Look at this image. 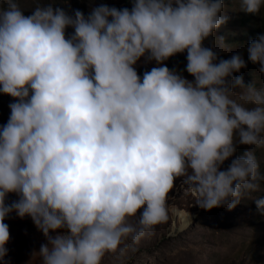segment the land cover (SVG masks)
<instances>
[{
	"label": "clouds",
	"instance_id": "clouds-1",
	"mask_svg": "<svg viewBox=\"0 0 264 264\" xmlns=\"http://www.w3.org/2000/svg\"><path fill=\"white\" fill-rule=\"evenodd\" d=\"M131 2L85 16L41 0L25 15L22 0H0V93L13 98L0 125V264L13 213L47 241L29 264H103L167 219L178 179L205 211L260 190L264 88L234 75L241 54L204 46L228 21L224 0ZM239 4L264 12V0ZM246 51L264 74V35ZM185 52L194 81L164 63ZM142 59L158 66L141 78ZM238 145L252 150L235 157Z\"/></svg>",
	"mask_w": 264,
	"mask_h": 264
},
{
	"label": "rangeland",
	"instance_id": "rangeland-1",
	"mask_svg": "<svg viewBox=\"0 0 264 264\" xmlns=\"http://www.w3.org/2000/svg\"><path fill=\"white\" fill-rule=\"evenodd\" d=\"M43 3H53L69 14L73 10L82 11L87 16L93 6L107 4L118 9L132 7L129 0H41ZM37 0H22L24 14L30 15ZM228 21L206 40L205 47L217 52L220 59H229L234 54H241L247 64L236 76H242L246 85L255 83L257 88H264V74L259 72V65L251 63L246 51L250 41L264 35V12L249 14L240 10L239 0H224ZM73 29H67L71 35ZM224 37L230 49L224 50L218 43V38ZM215 42V44H213ZM187 53L177 54L165 61L170 70L181 73L186 79L194 81V77L186 71ZM158 65L153 61L145 63L142 59L136 66L138 74L143 77L145 71H150ZM236 93L242 90L234 88ZM13 98L0 93V125L6 124L10 116L9 104ZM252 150L249 146L238 145L235 157L242 156ZM261 161V173L264 175V152L254 149ZM234 157V158H235ZM231 160L226 161L225 170ZM182 181L175 182L176 187L169 194L167 219L159 224L154 233L147 236L135 250H129L126 255H108L103 264H264V212L257 207L256 199H264V181L260 190L251 197H245L232 210L225 207L211 211L202 210L195 205V199L180 187ZM18 199L11 194L7 203ZM191 214L193 221L186 230H181L182 222L174 217V213ZM10 230V242L7 245L9 264H29L33 251H38L41 244L47 243L30 217L20 219L15 213L5 220ZM55 235V233L53 234ZM32 264H39L34 259Z\"/></svg>",
	"mask_w": 264,
	"mask_h": 264
},
{
	"label": "bare ground",
	"instance_id": "bare-ground-1",
	"mask_svg": "<svg viewBox=\"0 0 264 264\" xmlns=\"http://www.w3.org/2000/svg\"><path fill=\"white\" fill-rule=\"evenodd\" d=\"M173 215L182 222L181 230H186L193 221V216L191 214L175 212Z\"/></svg>",
	"mask_w": 264,
	"mask_h": 264
},
{
	"label": "trees",
	"instance_id": "trees-1",
	"mask_svg": "<svg viewBox=\"0 0 264 264\" xmlns=\"http://www.w3.org/2000/svg\"><path fill=\"white\" fill-rule=\"evenodd\" d=\"M128 3L131 4V0H129ZM260 30L264 31V20H263V27H261Z\"/></svg>",
	"mask_w": 264,
	"mask_h": 264
}]
</instances>
